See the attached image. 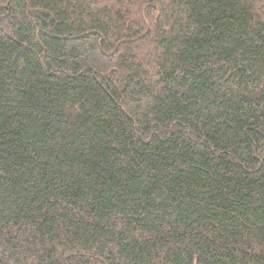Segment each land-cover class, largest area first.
Segmentation results:
<instances>
[{
	"label": "trees",
	"instance_id": "1",
	"mask_svg": "<svg viewBox=\"0 0 264 264\" xmlns=\"http://www.w3.org/2000/svg\"><path fill=\"white\" fill-rule=\"evenodd\" d=\"M0 264H264V0H0Z\"/></svg>",
	"mask_w": 264,
	"mask_h": 264
}]
</instances>
